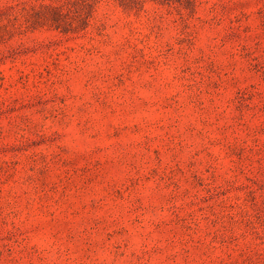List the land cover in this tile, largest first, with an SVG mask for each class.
I'll return each mask as SVG.
<instances>
[{"label":"rangeland","instance_id":"rangeland-1","mask_svg":"<svg viewBox=\"0 0 264 264\" xmlns=\"http://www.w3.org/2000/svg\"><path fill=\"white\" fill-rule=\"evenodd\" d=\"M0 264H264V0H0Z\"/></svg>","mask_w":264,"mask_h":264}]
</instances>
